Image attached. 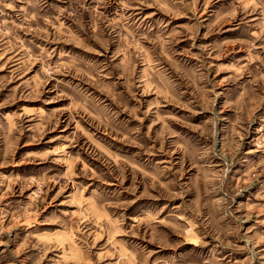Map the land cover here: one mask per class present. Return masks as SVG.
I'll return each instance as SVG.
<instances>
[{
  "label": "rangeland",
  "instance_id": "obj_1",
  "mask_svg": "<svg viewBox=\"0 0 264 264\" xmlns=\"http://www.w3.org/2000/svg\"><path fill=\"white\" fill-rule=\"evenodd\" d=\"M0 264H264V0H0Z\"/></svg>",
  "mask_w": 264,
  "mask_h": 264
}]
</instances>
